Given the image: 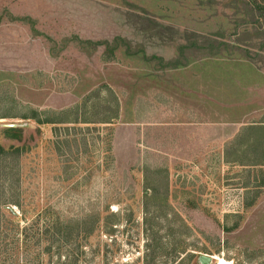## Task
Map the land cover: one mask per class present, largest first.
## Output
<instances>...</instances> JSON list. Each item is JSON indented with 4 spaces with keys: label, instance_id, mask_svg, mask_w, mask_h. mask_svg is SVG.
I'll return each mask as SVG.
<instances>
[{
    "label": "rangeland",
    "instance_id": "rangeland-1",
    "mask_svg": "<svg viewBox=\"0 0 264 264\" xmlns=\"http://www.w3.org/2000/svg\"><path fill=\"white\" fill-rule=\"evenodd\" d=\"M258 6L264 0H0V144L26 145L4 161L19 168L25 217L43 208L62 221L94 216L81 264H201L203 254L209 264H264L261 148L237 164L169 155L184 150L145 124L158 118L150 89L175 61L176 40L159 23L203 22L206 35L263 66ZM7 124L20 125L22 141L4 137ZM37 253L10 243L0 264H46Z\"/></svg>",
    "mask_w": 264,
    "mask_h": 264
},
{
    "label": "crops",
    "instance_id": "crops-1",
    "mask_svg": "<svg viewBox=\"0 0 264 264\" xmlns=\"http://www.w3.org/2000/svg\"><path fill=\"white\" fill-rule=\"evenodd\" d=\"M159 24L165 29L160 33L176 40L173 58L181 64L150 89L158 118L145 124L151 131L164 127L170 148L184 150L169 155L237 164V157L261 148L258 163L264 168V64L220 34L206 35L203 22Z\"/></svg>",
    "mask_w": 264,
    "mask_h": 264
},
{
    "label": "trees",
    "instance_id": "trees-1",
    "mask_svg": "<svg viewBox=\"0 0 264 264\" xmlns=\"http://www.w3.org/2000/svg\"><path fill=\"white\" fill-rule=\"evenodd\" d=\"M260 11L264 12V8ZM115 40H118L115 39ZM89 42L86 40V43ZM115 42V41H114ZM105 44V49H116L118 44H111L108 41L100 42ZM99 43V44H100ZM155 56H152L154 58ZM177 59L171 66L180 65ZM116 112L110 118H117ZM38 123L54 122L41 120L37 114H33ZM77 122V119H72ZM103 122H110L103 120ZM57 132V129H55ZM5 138L22 141L24 131L21 127H5L2 129ZM26 149V145H10L6 148L0 144V252L6 249L7 245L14 243L19 250L29 244L38 247L37 255L45 254L49 259L46 264H81L86 249L87 237L91 234L96 224L94 216L82 219L62 221L57 216L48 213L47 208L37 210L30 219L24 215L21 204L20 171L13 165L8 166L4 161L12 157H20ZM261 162V160H259ZM17 207L14 213L10 207ZM21 219L23 224H21ZM75 231L74 243L71 248L67 247L70 234ZM66 245V247H64ZM53 258L54 261H53Z\"/></svg>",
    "mask_w": 264,
    "mask_h": 264
},
{
    "label": "water",
    "instance_id": "water-1",
    "mask_svg": "<svg viewBox=\"0 0 264 264\" xmlns=\"http://www.w3.org/2000/svg\"><path fill=\"white\" fill-rule=\"evenodd\" d=\"M6 126L7 127H20V125H18V124H7ZM10 208H11V210L14 213H16L13 210V207H10ZM198 259H199V261H200L201 264H209V261H210V257L208 255H206V254L200 255Z\"/></svg>",
    "mask_w": 264,
    "mask_h": 264
},
{
    "label": "bare ground",
    "instance_id": "bare-ground-1",
    "mask_svg": "<svg viewBox=\"0 0 264 264\" xmlns=\"http://www.w3.org/2000/svg\"><path fill=\"white\" fill-rule=\"evenodd\" d=\"M221 264H229L228 262H226L224 259L221 260Z\"/></svg>",
    "mask_w": 264,
    "mask_h": 264
}]
</instances>
